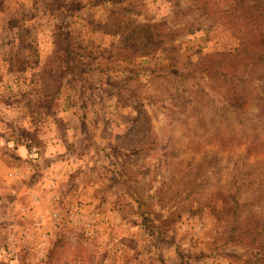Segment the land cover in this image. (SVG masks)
I'll return each mask as SVG.
<instances>
[{
  "label": "rangeland",
  "instance_id": "obj_1",
  "mask_svg": "<svg viewBox=\"0 0 264 264\" xmlns=\"http://www.w3.org/2000/svg\"><path fill=\"white\" fill-rule=\"evenodd\" d=\"M64 115L109 210L36 200ZM0 264H264V0H0Z\"/></svg>",
  "mask_w": 264,
  "mask_h": 264
},
{
  "label": "crops",
  "instance_id": "obj_2",
  "mask_svg": "<svg viewBox=\"0 0 264 264\" xmlns=\"http://www.w3.org/2000/svg\"><path fill=\"white\" fill-rule=\"evenodd\" d=\"M75 119L64 115L56 121L47 122L46 124H49L50 128L43 127L41 131L39 139L42 144L41 158L36 167L38 172L34 174V189L36 190L34 194L36 200L41 202V208H46L47 214L53 213L54 215L55 213L58 216V213L62 212L69 203L77 202L87 205L103 201L105 203L103 206L109 210L108 196L104 193L101 197L100 194L94 196L92 189L95 182L90 183L82 177L89 169H87L86 157L78 148V145L83 144L85 132L84 126L78 125V119ZM75 122L77 125H74ZM85 124L87 123L85 122ZM21 150L25 151L23 148ZM46 205L49 207L47 208ZM87 206L89 207V205ZM110 214L112 219L118 216L117 213L113 215L110 212Z\"/></svg>",
  "mask_w": 264,
  "mask_h": 264
},
{
  "label": "built area",
  "instance_id": "obj_3",
  "mask_svg": "<svg viewBox=\"0 0 264 264\" xmlns=\"http://www.w3.org/2000/svg\"><path fill=\"white\" fill-rule=\"evenodd\" d=\"M13 143L10 144V147H13ZM40 152L37 147H32L29 151V157L33 162H36L39 159Z\"/></svg>",
  "mask_w": 264,
  "mask_h": 264
}]
</instances>
